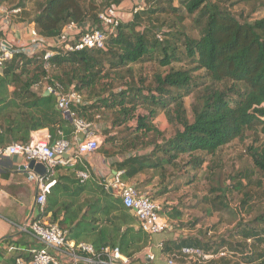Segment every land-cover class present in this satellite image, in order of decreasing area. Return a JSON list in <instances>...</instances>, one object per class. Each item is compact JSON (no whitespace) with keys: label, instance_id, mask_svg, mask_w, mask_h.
I'll return each instance as SVG.
<instances>
[{"label":"trees","instance_id":"obj_1","mask_svg":"<svg viewBox=\"0 0 264 264\" xmlns=\"http://www.w3.org/2000/svg\"><path fill=\"white\" fill-rule=\"evenodd\" d=\"M12 1L0 0V4ZM124 1L44 0L29 20L34 23L38 35L57 37L67 23L97 24L105 8H117ZM171 1L148 0L147 10L133 13L128 21L119 22L116 32L107 37L104 49L67 51L54 48L57 53L48 60L51 65L48 73L43 68L42 53L4 55L0 51V87L3 83H18L15 86L28 90L47 76L46 84L58 81L65 89L81 93L83 103L71 106L74 118L104 125L103 141L98 148L103 156L128 155L117 164L122 170L121 179L129 180L139 174L150 175V179L155 174L158 176L157 189L147 192L152 199L174 190L173 184L182 176L183 168L197 171L203 167L212 172L214 167L221 166L220 152L226 145L242 140L247 131L260 132L263 141L258 144L256 138L243 150L250 167L233 173L230 177L233 184L228 182L227 191L231 188L244 191L239 209H230L224 194L205 195L200 200L209 203L214 213L249 214L259 192L253 193L248 186L254 184L259 188L264 180V15L237 16L230 10L235 3L227 7L220 0H177L176 6ZM240 1L249 0H236ZM24 7L25 0H19L11 9L19 8L20 13L26 15ZM159 13L173 20H164L161 27L156 26L152 16ZM144 16L149 21L148 26L142 25ZM186 19L199 29L198 37L190 36L179 27ZM3 39L5 35L0 31V41ZM150 62L155 64L156 70L145 78L132 77L127 81L122 75H130L135 65ZM184 62L185 68L173 65ZM194 71H201L202 75L194 76ZM21 79L26 80L22 83ZM190 95H195V100L188 112L184 98ZM42 99L52 105L55 100L52 94ZM47 111H44L43 121L36 123L34 128L46 126L53 138L61 131L70 139L73 122L60 110L49 114ZM161 112L174 126L173 134L168 137L154 123ZM207 157L212 158L209 165ZM80 168L78 165L75 170ZM190 177V181L194 180L196 173ZM135 186L142 191L140 185ZM81 189L79 186L76 191ZM210 191L215 192L214 189ZM46 201L44 215L59 203V199L49 196ZM59 205L63 216L59 217L52 210L49 220L67 231L66 240L78 241L80 235L92 234L98 221L94 216L102 215L103 222L117 232L107 237V246L118 245L121 254L129 258L137 250L135 243L147 242L148 234L139 227L135 231L132 227L120 230L121 223L127 224L132 216L120 199L112 198L108 192L99 191L97 197L87 203L94 209L89 228L82 226L85 212L78 217V213L70 212L72 203L62 200ZM167 208L164 211H168L170 219L180 216L175 206ZM240 220L229 234L230 240L203 242L197 238H183L164 241L162 249L168 254L179 252L183 246H193L204 253L225 252L223 256L195 264H264V210L249 222ZM95 249L100 250L99 247ZM20 258L29 259L30 253ZM178 262L184 264L185 261Z\"/></svg>","mask_w":264,"mask_h":264},{"label":"crops","instance_id":"obj_2","mask_svg":"<svg viewBox=\"0 0 264 264\" xmlns=\"http://www.w3.org/2000/svg\"><path fill=\"white\" fill-rule=\"evenodd\" d=\"M43 1H37L36 5L39 6ZM1 7L6 8L8 13L2 10ZM17 9L19 10V8ZM11 10V8L0 4V30L5 35L6 44L3 45L0 41L1 52L5 50L6 52L12 53L23 46L29 45L33 38L31 31L35 29L34 23L29 20L30 18L25 20L20 11L10 12ZM25 10L29 9L24 7ZM31 12H33V15H31L32 18L37 12L36 8L35 11ZM38 39L44 47L53 46L58 41L57 37L45 38L40 35H38ZM25 80L21 79V82L24 83ZM16 84L3 83L0 87V148L15 142L25 143L32 136L37 135H48L49 141H54L56 138L51 136L48 127L34 128V125L43 121L45 116L44 111L48 110L47 114L54 110L59 111L55 95L52 94L53 98H55L53 105L46 104L43 101L42 97L51 94L47 91V84L44 80L31 85L28 90L20 89L15 86ZM91 125L93 127L97 124L91 123ZM100 127L103 130L104 125L102 124ZM69 138L73 143V148L67 153L66 157L74 161L73 152L79 138L74 137V132L70 133ZM127 156L116 155L113 157H105L98 149L83 155L80 159L89 168L92 175L91 179L84 184L78 183L76 177L75 167L80 165L79 162L76 164L71 163L65 166H57L52 178L55 182L51 185L50 193L47 197L58 198L59 203L67 199L68 203L73 204L70 207V212L78 213V217L85 212L82 226L89 228V221L92 216L91 212L94 209L89 207L87 203L89 204L93 198H96L98 192L102 190L101 187L99 189L97 188V186H102L101 181L109 179L117 173L121 175L122 170L117 168V164ZM20 157V155H13L0 158V264H16V258L26 257L32 248L41 247L40 243L29 231L20 229V226L25 221L31 220L36 216V207L34 206L36 183L28 180L25 175V171L29 174L34 171L27 169L21 171L16 169L15 167L19 165L17 161ZM22 164L25 165L24 160ZM122 180L132 185L138 184L142 191L148 192L157 189L156 180H158V176L155 174L150 179V175L139 174L129 180ZM79 186L82 189L77 192L76 188ZM106 192L113 195L114 191L108 190ZM59 203L54 205L52 210L59 217H62L64 211ZM51 211L46 215L48 221H50L49 215ZM129 214L132 216V219L129 218L127 224L121 223L120 230L126 227H132L134 231L138 229L136 218L130 211ZM117 221L119 222V220ZM116 233L108 223L101 224L100 221H97L96 230L92 234L80 235L78 241L70 239L67 242L84 241L93 245L95 248L99 247L101 249L108 245L107 237L114 236ZM176 239L179 238L173 235L171 227L163 232L148 235L146 243H135L137 250L129 256L130 264H168V253L163 251L162 244L164 241ZM67 250L68 248L66 247L63 252L53 253L58 264H71L73 261L76 264H92L88 255L80 253L77 257H72L67 254ZM122 255L124 256L123 253ZM148 255L152 258H149Z\"/></svg>","mask_w":264,"mask_h":264},{"label":"built area","instance_id":"obj_3","mask_svg":"<svg viewBox=\"0 0 264 264\" xmlns=\"http://www.w3.org/2000/svg\"><path fill=\"white\" fill-rule=\"evenodd\" d=\"M1 8L8 13L6 8ZM144 9L145 5L138 1L133 7L132 14ZM18 11L15 8L10 12ZM120 21L117 8L107 7L99 14L97 24H76L70 22L64 25L60 35L57 36L58 41L53 46H48V49H45L47 47L42 45L38 39L36 30L33 29L31 31L32 42L12 53L23 52L27 55L42 53L43 68L48 73L51 68L48 60L57 53L54 48H63L67 51L84 48L104 49L107 37L116 32ZM157 37H160V34ZM3 42H5V39L1 40V43L6 45ZM2 53L4 55L11 54L5 50ZM1 63L2 58L0 59V65ZM43 80L46 82L47 76ZM46 88L49 93L55 95L58 109L73 122L74 137H78L79 140L75 144L73 152L74 161L66 157L67 153L73 148V143L71 140L66 139L61 131H58V137L52 142L49 141L48 135H37L32 136L25 143L15 142L0 148V158L20 155L25 161V165L30 160H34L45 167L43 175L35 172L28 173L27 175L28 180L36 183L34 206L36 207V216L38 214H41V216L37 219L35 216L20 226L21 230L29 231L40 243L41 247L32 248L29 259L17 258L16 264H58L53 253L63 252L66 247L68 248L67 254L72 257H77L80 253L88 255L92 264H130L128 257L121 254L118 246H104L99 251H96L93 245L84 241L68 243V240L65 239L67 231L60 228L56 223L48 221L46 215H44L46 197L50 193L51 185L55 182L52 178L57 166L79 162L81 168L76 171V177L78 183L84 184L91 179L92 175L80 157L96 151L100 146V137L93 132L91 123L74 118V112L71 109V106L83 103L84 96L72 88L65 89L58 81H55L53 85L47 84ZM101 185L106 191H114V196L118 197L123 207L134 215L138 227L146 234L160 233L169 228V224L160 215L162 209L160 203L148 196L147 192H142L135 185L123 181L120 173L101 181ZM223 255H225L224 251L211 254L204 253L199 248L193 246H183L179 252L168 254L167 263L175 264L179 260H184V264H195L196 262L206 261ZM148 257L152 258L150 255ZM71 264L76 263L73 261Z\"/></svg>","mask_w":264,"mask_h":264},{"label":"rangeland","instance_id":"obj_4","mask_svg":"<svg viewBox=\"0 0 264 264\" xmlns=\"http://www.w3.org/2000/svg\"><path fill=\"white\" fill-rule=\"evenodd\" d=\"M19 0H13L12 2L4 3L5 6L12 8L14 4H16ZM37 1L43 0H25V7L29 10H25L26 15L23 14L25 20L31 18L33 12L38 10ZM139 2H142L145 5V10L148 9V0H125L119 7H117L119 17L122 21H128L132 16L133 7ZM221 4L224 6H230L231 3H235L230 10L235 15L242 14L244 17L255 18L261 17L264 15V0H249V1H240L236 2V0H220ZM171 4L173 6L177 5V0H172ZM154 22H152L156 26L161 27V23L165 20L172 21L173 18L171 16H167L165 14H154L152 16ZM92 25V22H88ZM142 25H149L148 19L144 16V20ZM166 27V26H164ZM181 29H184L189 33L190 36L196 38L199 36V29L193 25L190 19H186L182 25H179ZM174 67H187L186 62L184 63H176L173 64ZM156 70L155 64L145 63L142 65H135L132 68L131 74L124 73L122 75L125 76V80L130 81L131 78H145L150 75L151 72ZM194 76H201V71H194ZM121 84L115 86L119 87ZM195 100V95H190L184 98V105L187 108L188 112L190 111L191 104ZM155 125L158 129L163 132L165 137H168L173 134L174 126L168 121L166 115L162 112L159 113L156 119L154 120ZM96 126L92 127L93 132L100 137V143L103 141L102 135V125L101 122H96ZM261 143L263 141V135L258 132L257 134H253L250 131L245 133V136L242 140H235L230 144L226 145L222 152H220V165L218 167H214L212 172H209V169H199L197 171L190 168L182 169V176L174 182L175 189L171 192L156 196V199L161 205L160 215L164 221L169 224L171 227V232L176 238H197L203 242L214 241L221 238H225L230 240L229 234L234 230L235 225L240 221L249 222L253 220V218L257 214L263 213L264 210V180L261 181L260 187H256L254 184L248 186L250 191L253 193L259 192L254 199L253 208L249 211V214L245 212H240V215L232 214L228 215L223 213V215L219 213H214L211 211V206L209 203L200 202L201 198L205 195H209V197H213L216 194L225 195V202L229 205L230 209H239V202L242 199V195L244 191H240V189L231 188L227 191L228 182L231 181L230 177L233 173L240 170L241 168H249L250 163L246 156H243V150L247 148L248 145L255 142ZM186 159V157H185ZM208 163L209 159L212 160L211 157H207ZM217 159V158H216ZM204 164V165H206ZM169 172H173L171 168H167ZM187 173V174H186ZM196 173V177L194 180L190 181V175ZM151 175H153L151 173ZM255 177V176H254ZM252 177V180L255 178ZM189 179V180H188ZM157 181V180H156ZM187 181H190L187 183ZM232 182V181H231ZM180 183V184H179ZM233 184V182H232ZM242 184L246 183L242 180ZM97 185V184H96ZM100 185V184H98ZM101 189L104 190L102 186ZM210 189H221L216 190L214 193L210 191ZM147 192V191H145ZM151 192V191H148ZM152 193V192H151ZM112 198H116L111 194ZM65 200V199H64ZM67 201V199H66ZM169 206H175L176 210L180 212V216L177 218L170 219L168 217L167 212L164 211ZM168 209V208H167ZM162 211H164L162 213ZM174 215V214H172ZM98 221L101 224H105L103 222V216L95 215ZM175 264H182L180 262H175Z\"/></svg>","mask_w":264,"mask_h":264},{"label":"water","instance_id":"obj_5","mask_svg":"<svg viewBox=\"0 0 264 264\" xmlns=\"http://www.w3.org/2000/svg\"><path fill=\"white\" fill-rule=\"evenodd\" d=\"M5 44V42H3ZM16 161V160H14ZM19 164L17 167H15L18 170L25 171L27 170H33L39 175H43L45 173V167L41 163H36L34 160H30L26 165L22 164L23 163V158L20 157L19 160L17 161ZM25 175H28V172L25 171Z\"/></svg>","mask_w":264,"mask_h":264}]
</instances>
